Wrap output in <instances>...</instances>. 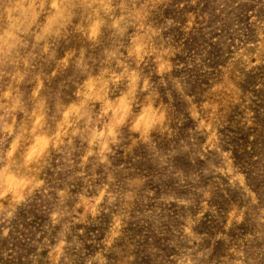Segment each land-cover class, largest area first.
<instances>
[{
  "label": "rangeland",
  "instance_id": "374dc122",
  "mask_svg": "<svg viewBox=\"0 0 264 264\" xmlns=\"http://www.w3.org/2000/svg\"><path fill=\"white\" fill-rule=\"evenodd\" d=\"M0 264H264V0H0Z\"/></svg>",
  "mask_w": 264,
  "mask_h": 264
}]
</instances>
